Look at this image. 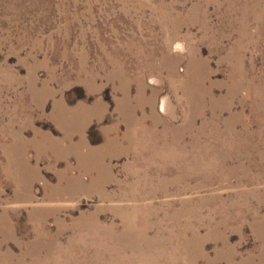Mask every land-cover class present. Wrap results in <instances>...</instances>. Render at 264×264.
<instances>
[{
  "label": "rangeland",
  "instance_id": "374dc122",
  "mask_svg": "<svg viewBox=\"0 0 264 264\" xmlns=\"http://www.w3.org/2000/svg\"><path fill=\"white\" fill-rule=\"evenodd\" d=\"M0 264H264V0H0Z\"/></svg>",
  "mask_w": 264,
  "mask_h": 264
},
{
  "label": "bare ground",
  "instance_id": "6f19581e",
  "mask_svg": "<svg viewBox=\"0 0 264 264\" xmlns=\"http://www.w3.org/2000/svg\"><path fill=\"white\" fill-rule=\"evenodd\" d=\"M57 108V107H56ZM66 110V112H62V113H58V116H60V118H61V116H62V119H65L66 121H70V122H74L73 121V111L71 110V109H65ZM77 113V112H76ZM82 117V116H81ZM82 122V121H81ZM72 126H74V127H77V125H75V124H73ZM84 126V125H83ZM71 130H73V127H72V129ZM72 133L70 132V133H68L67 134V137H69L70 139L69 140H71V141H73L72 140ZM68 140V141H69ZM79 143L80 144H84L85 146H87V141H85V139L82 137L81 139H80V141H79ZM78 143V145L80 146V144ZM78 145H74V144H70V146L68 147L70 150H73L74 148H77V149H75V151H77L78 152V155L80 156V158L82 159V161H83V157L85 156V155H88V154H92L93 153V151L92 150H90V151H88V152H84V151H78L79 150V146ZM81 145V146H82ZM67 148V149H68ZM83 164V162H80V166ZM67 168V167H66ZM72 170V169H71ZM66 171V170H65ZM64 171V173H66ZM70 172V171H69ZM74 175H72V177H73ZM98 177H100L101 178V176L99 175ZM98 177H95V178H98ZM76 178H80V176H76ZM94 177H93V179H95Z\"/></svg>",
  "mask_w": 264,
  "mask_h": 264
}]
</instances>
